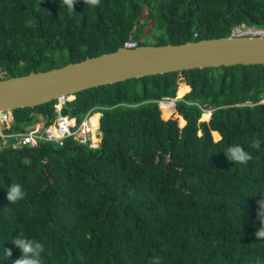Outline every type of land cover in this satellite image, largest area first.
<instances>
[{
	"label": "trees",
	"instance_id": "obj_1",
	"mask_svg": "<svg viewBox=\"0 0 264 264\" xmlns=\"http://www.w3.org/2000/svg\"><path fill=\"white\" fill-rule=\"evenodd\" d=\"M240 26L264 31V0H77L74 11L60 0H0V79L127 41L176 45L229 37ZM74 97L63 114L80 122L93 108L101 113L98 149L70 139L0 148V264L21 257L17 237L43 244L42 264H264V240L255 236L264 65L145 76ZM56 104L14 110L13 131L39 116L50 124ZM235 144L253 159L230 162L224 152ZM16 183L26 195L11 204Z\"/></svg>",
	"mask_w": 264,
	"mask_h": 264
},
{
	"label": "water",
	"instance_id": "obj_2",
	"mask_svg": "<svg viewBox=\"0 0 264 264\" xmlns=\"http://www.w3.org/2000/svg\"><path fill=\"white\" fill-rule=\"evenodd\" d=\"M258 36L202 39L182 44L119 48L44 72L0 79V111L62 102L76 93L129 79L192 69L264 65V31Z\"/></svg>",
	"mask_w": 264,
	"mask_h": 264
},
{
	"label": "built area",
	"instance_id": "obj_3",
	"mask_svg": "<svg viewBox=\"0 0 264 264\" xmlns=\"http://www.w3.org/2000/svg\"><path fill=\"white\" fill-rule=\"evenodd\" d=\"M237 36L258 35L247 32V35ZM135 47H137L136 42L127 41L122 48L133 49ZM74 98L68 97L62 102L57 101L54 106L55 117L50 124H46L39 116L36 122L19 131H13V111H0V148H32L43 142L62 146L65 140L70 139L88 149H98L102 140L99 122L101 113L96 112L97 109L93 108L86 113L80 122L73 115L63 114V105L73 101Z\"/></svg>",
	"mask_w": 264,
	"mask_h": 264
},
{
	"label": "clouds",
	"instance_id": "obj_4",
	"mask_svg": "<svg viewBox=\"0 0 264 264\" xmlns=\"http://www.w3.org/2000/svg\"><path fill=\"white\" fill-rule=\"evenodd\" d=\"M62 9H67L68 11H74V5L77 0H60ZM86 6L95 7L98 6L100 0H84ZM260 140L253 139L250 142V147L253 149L260 148ZM226 158L230 162L235 164H247L253 159L252 154L245 150V148L239 144L229 146L224 152ZM26 193L24 192L22 185L16 183L10 185L7 190V200L14 204L22 199H24ZM257 219L259 220V227L255 233L257 240H264V199L258 201L257 208ZM12 244L19 249L21 257L14 261V264H42V253L44 252V246L40 242L28 239L25 237H17L12 241ZM5 255L11 256V251L6 250ZM153 264H160L159 258H154ZM259 264V261H257Z\"/></svg>",
	"mask_w": 264,
	"mask_h": 264
},
{
	"label": "rangeland",
	"instance_id": "obj_5",
	"mask_svg": "<svg viewBox=\"0 0 264 264\" xmlns=\"http://www.w3.org/2000/svg\"><path fill=\"white\" fill-rule=\"evenodd\" d=\"M251 29H255V28H247V27H245V26H240V27H237V28H235L234 29V31H233V33L235 34V35H247V31H250ZM256 30V29H255ZM258 30V29H257ZM150 43H152L151 41H150ZM149 43V44H150ZM183 82H179L178 83V86L180 85V84H182ZM262 103H264V100L262 101ZM205 112H207V111H205ZM209 113H210V111H208Z\"/></svg>",
	"mask_w": 264,
	"mask_h": 264
},
{
	"label": "bare ground",
	"instance_id": "obj_6",
	"mask_svg": "<svg viewBox=\"0 0 264 264\" xmlns=\"http://www.w3.org/2000/svg\"><path fill=\"white\" fill-rule=\"evenodd\" d=\"M247 32H248V33H251V32H253V33H257L255 29H251L250 31H247Z\"/></svg>",
	"mask_w": 264,
	"mask_h": 264
}]
</instances>
